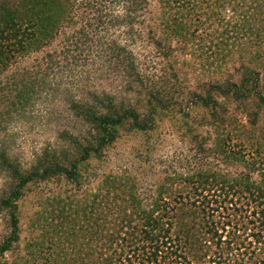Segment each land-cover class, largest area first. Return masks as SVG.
I'll return each mask as SVG.
<instances>
[{"label": "trees", "instance_id": "16d2710c", "mask_svg": "<svg viewBox=\"0 0 264 264\" xmlns=\"http://www.w3.org/2000/svg\"><path fill=\"white\" fill-rule=\"evenodd\" d=\"M147 2L0 0V264H7L8 254L20 249L21 202L33 193L45 198L52 185L87 186L94 177L91 162L105 159L121 132L148 134L159 119L170 115L181 117L187 134L197 139L188 121L192 105L201 103L218 117L219 101L214 98L218 95L227 100L220 114L234 111L237 117L229 100L247 108L250 104H243L252 92L256 100L254 111L248 113L251 132L256 134L264 124L260 87L264 79L254 66L258 58L241 57L233 72L238 73L237 81L230 74L224 80L201 83L202 94L186 90L171 59L172 42L158 37L153 26H145ZM180 29L177 24L167 26L182 37ZM259 57L264 62V56ZM160 60L168 64L158 70ZM228 152L232 154L231 149ZM199 153L208 151L198 146L193 155L195 162L198 158L196 165L201 161ZM239 158L250 163L244 152ZM119 170L121 176L103 175L105 187H115L122 177L134 178L122 167ZM188 182L186 178L182 184ZM230 183L249 192V174ZM132 190L135 211H120L118 216V237L127 229L129 238H119L114 254L98 264H206L208 243L217 246L209 263L223 264L235 251L248 250L242 247L247 244L238 231L244 228L239 225L242 217L233 216L238 229L222 241L219 223L213 220L218 208L201 218L193 205L178 206L179 191L162 188L154 196L141 188L135 191L134 185ZM161 221L163 227L174 226L180 239L169 241L163 236ZM256 226L258 232L249 236L258 240L264 236V221ZM251 253L257 264L264 248Z\"/></svg>", "mask_w": 264, "mask_h": 264}, {"label": "rangeland", "instance_id": "374dc122", "mask_svg": "<svg viewBox=\"0 0 264 264\" xmlns=\"http://www.w3.org/2000/svg\"><path fill=\"white\" fill-rule=\"evenodd\" d=\"M147 3L145 26H153L158 37L172 42L175 52L171 59L176 61L175 67L186 90L189 87L202 94L201 83L224 80L230 74H235L237 81L238 73L233 72L240 66L242 56L248 60L258 58L254 66L262 71L264 79V62L259 57L264 56V0H148ZM174 24L182 27L179 30L182 37L167 30V26ZM167 64L168 61L160 60L158 70ZM260 87L264 94V82ZM214 98L219 101L218 117L214 118L213 110L201 103L190 108L188 121L197 139L187 134L181 117L166 115L148 134L121 132L105 159L91 162L89 171L94 177L87 186L52 185L50 193L45 192L49 195L54 192L52 197L38 198L33 193L24 199L20 204V249L8 254L7 264H98L104 256H112L118 239L129 238L125 235L127 229L118 237L121 222L118 216L120 211L125 214L135 211L133 185L135 191L141 188L145 193L152 191L154 196L161 194L162 188L173 193L179 191L178 206L193 205V211L199 212L201 218L218 208L213 220L219 223L222 241L238 229L233 216L237 220L242 217L239 225L244 228L238 231L247 244L242 247L248 250L235 251L223 264H256L257 258L251 252L264 248V236L257 240L249 235L258 232L256 225L264 221V124L256 134L251 132L248 113L254 111L255 92L243 104H250L247 108L229 100L228 106L237 111V117L234 111L232 115L222 116L220 108L227 100L218 95ZM199 143L208 154L199 153L201 161L196 165L198 158L195 162L193 155L201 146ZM243 152L250 163L240 160ZM119 167L135 179L122 177L124 180L115 187H105L103 175L121 176ZM248 174L249 192L230 183ZM186 178L190 182L182 184ZM194 181L197 184L193 185ZM147 183L150 186L145 191ZM47 198L50 200H43ZM105 205L109 207L104 208ZM162 223L163 236L169 241L180 239L174 226L163 227ZM2 229L0 223V233ZM207 246L210 251L205 261L210 264L217 246L213 243ZM263 262L261 253L257 264ZM124 264L131 263L124 261Z\"/></svg>", "mask_w": 264, "mask_h": 264}]
</instances>
